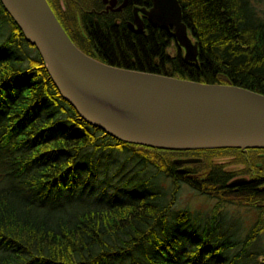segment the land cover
<instances>
[{
    "label": "trees",
    "instance_id": "trees-1",
    "mask_svg": "<svg viewBox=\"0 0 264 264\" xmlns=\"http://www.w3.org/2000/svg\"><path fill=\"white\" fill-rule=\"evenodd\" d=\"M177 1L196 63L164 32L134 40L105 19L78 24L84 53L120 68L264 95V10L254 0ZM67 3L64 16L84 17L82 0ZM2 27L0 264H264V247L256 246L264 231V150H195L206 172L186 182L218 202L208 212L170 211L180 181L169 172L174 151L119 142L85 123L0 3ZM93 48L99 55L88 53ZM229 152L242 165L234 173L210 159ZM162 178L170 190L159 187ZM233 179L244 182L229 188ZM227 203L251 208L253 221L222 211Z\"/></svg>",
    "mask_w": 264,
    "mask_h": 264
},
{
    "label": "water",
    "instance_id": "water-1",
    "mask_svg": "<svg viewBox=\"0 0 264 264\" xmlns=\"http://www.w3.org/2000/svg\"><path fill=\"white\" fill-rule=\"evenodd\" d=\"M0 3L36 49L59 96L85 123L115 140L164 151L264 150L263 94L103 63L74 45L46 0ZM150 19L172 28L184 60L196 63L197 47L177 0H153Z\"/></svg>",
    "mask_w": 264,
    "mask_h": 264
},
{
    "label": "flooded vegetation",
    "instance_id": "flooded-vegetation-1",
    "mask_svg": "<svg viewBox=\"0 0 264 264\" xmlns=\"http://www.w3.org/2000/svg\"><path fill=\"white\" fill-rule=\"evenodd\" d=\"M46 1L53 10L56 18L62 24L61 26H63L64 30L67 31V33L69 32L71 36L78 40L75 41L77 43V47L80 48L82 52H84L83 49H86V47L82 44L86 46V42H88L83 35V29H81V26L79 28L78 25L82 19L84 21H90V25L92 23H97L98 19L112 21L111 23H113L115 27L122 29L123 33L128 34V37L133 38L134 40L152 38L156 35V33L164 32L176 43V40L172 36V28H159L155 26L153 21L150 19V14L153 9V0H82V3L86 8L84 10V17H81V15L78 16L77 14L73 17L64 16L63 14L66 12L65 7L68 5L67 0ZM72 23H76V28ZM88 51V53H92L93 55H99L97 48L88 49ZM194 151L195 150L174 151L171 155V162L173 166L169 169V172L178 176L180 181L178 184L174 185L173 189L175 192V199L171 203L170 211H190L189 208L182 210L174 209L177 206H175V200L181 188H188L189 190L196 192L198 195L214 200L215 203L218 202V199L210 198L207 195L201 194L196 189L192 188L188 182H186L187 180L192 179L202 180L203 175L206 172V170H202L200 168L203 158L199 153ZM224 155L225 154H222L221 156L223 157ZM210 159L219 164L223 163V161H219L221 157ZM183 160H195L197 162L185 164L175 163V161ZM224 169L227 170V167L224 166ZM237 170L240 169H229L228 171L234 173V171ZM249 209L252 211L251 208Z\"/></svg>",
    "mask_w": 264,
    "mask_h": 264
},
{
    "label": "rangeland",
    "instance_id": "rangeland-1",
    "mask_svg": "<svg viewBox=\"0 0 264 264\" xmlns=\"http://www.w3.org/2000/svg\"><path fill=\"white\" fill-rule=\"evenodd\" d=\"M263 2H264V0H254V4L260 13H261L260 9L264 10V3ZM7 34H8L7 28L2 27L0 29V37L5 39ZM114 156H115V159H121L122 158L121 154H118V155L114 154ZM238 157H239V155H237L235 152H229V153L225 154L223 157H221V159H219V161H223L222 164H224L227 167V170H229V169H241L242 165L237 164L236 161H234V159L238 158ZM151 173L152 172L148 169L145 172V176L147 177ZM159 187L163 191H168L171 188L170 183L163 178L160 180ZM175 202H176L175 206L176 205L177 206L174 209L182 210L185 208H189L190 211H201V212L212 211L213 206L215 205L214 200H210L205 196L198 195L196 192H194L193 190H189L188 188H186V189L181 188L180 189V192L178 193ZM223 207H224L223 211H228L227 213L229 215L239 216L244 221V223H245V220L247 219L248 225L250 224V222L253 221V213L251 212V210L249 208L236 207V206H232L228 203L223 205ZM243 226L247 227L246 224ZM256 246L259 249H262L264 247V231L261 234L260 238L258 239Z\"/></svg>",
    "mask_w": 264,
    "mask_h": 264
}]
</instances>
